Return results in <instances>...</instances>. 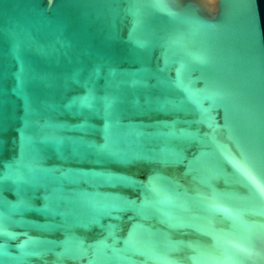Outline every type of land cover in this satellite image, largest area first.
<instances>
[{
	"label": "water",
	"instance_id": "water-1",
	"mask_svg": "<svg viewBox=\"0 0 264 264\" xmlns=\"http://www.w3.org/2000/svg\"><path fill=\"white\" fill-rule=\"evenodd\" d=\"M253 180L264 0H0V264H264Z\"/></svg>",
	"mask_w": 264,
	"mask_h": 264
},
{
	"label": "snow or ice",
	"instance_id": "snow-or-ice-1",
	"mask_svg": "<svg viewBox=\"0 0 264 264\" xmlns=\"http://www.w3.org/2000/svg\"><path fill=\"white\" fill-rule=\"evenodd\" d=\"M237 167H241L240 165H237ZM241 170L242 167H241ZM253 184L256 186V188L262 193L264 194V186L260 185L259 183H257L255 180H253Z\"/></svg>",
	"mask_w": 264,
	"mask_h": 264
}]
</instances>
